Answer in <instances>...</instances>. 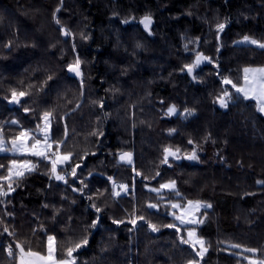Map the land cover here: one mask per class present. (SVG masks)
Instances as JSON below:
<instances>
[{
	"label": "trees",
	"instance_id": "obj_1",
	"mask_svg": "<svg viewBox=\"0 0 264 264\" xmlns=\"http://www.w3.org/2000/svg\"><path fill=\"white\" fill-rule=\"evenodd\" d=\"M145 15L152 17L151 34L138 22ZM0 17V123L16 119L32 128L44 110L54 109L53 139L63 138L67 124L61 151H72L73 161L85 152L96 153L79 161L77 176L88 185L84 195L72 191L70 185L81 187L72 177L68 184L50 179L45 174L50 165L40 161L15 192L0 198V264H18L7 254V245L16 242L43 252L48 234L57 238L58 258L62 244L88 236V246L74 254L77 264H186L199 259L179 241L191 227L208 246L201 264H248L244 257H261L243 248L264 249V183H257L264 181V114L222 78L242 82L244 67L264 66V49L238 43L245 36L264 42V0H63L62 5L60 0H0ZM219 23H226L221 33ZM63 29L74 38L64 36ZM9 41L11 48L4 46ZM198 52L214 63L205 61L190 75L183 66ZM77 55L83 61V88L80 78L67 71ZM49 74L53 79L39 91ZM29 84L36 86L33 95L20 105L4 99L10 88ZM224 88L233 93L227 108L214 102ZM100 100L103 108L93 103ZM76 104L80 107L73 110ZM171 105L179 111L168 116ZM185 109L195 114L185 118ZM4 127L6 137L18 130ZM169 145L181 154L195 149L199 161L170 157L172 167L161 164ZM122 151L132 153L142 176L118 161ZM13 158L39 159L0 153V164L7 166ZM109 176L128 184L131 194L113 197ZM169 180L176 181L181 196L164 191L165 200L158 201L148 187ZM97 190L103 195L98 197ZM169 200H200L213 207L201 212V217L207 212L201 225L175 221L180 233L169 228L154 233L142 221L132 231L128 223H112L127 220L134 208L153 223H171L163 207ZM93 202L103 211L97 214ZM158 202L160 211L146 208ZM54 209L59 214L53 219ZM97 215L100 223L89 229ZM4 226L14 235L3 233Z\"/></svg>",
	"mask_w": 264,
	"mask_h": 264
},
{
	"label": "snow or ice",
	"instance_id": "obj_2",
	"mask_svg": "<svg viewBox=\"0 0 264 264\" xmlns=\"http://www.w3.org/2000/svg\"><path fill=\"white\" fill-rule=\"evenodd\" d=\"M60 3L62 5L63 0H60ZM55 11L59 12L60 8L58 7ZM2 19L3 18L0 17V21H2ZM132 19L135 18L133 17ZM129 22V19L123 20V23L125 24H128ZM138 22L144 26V29L147 30L149 34H151V24L153 23L151 15H145ZM56 23L60 24V20L57 19ZM225 27L226 23H219L217 25V31L223 32ZM62 34L66 37H73V33H71L67 29H63ZM81 38L84 39L87 37H84L83 33H81ZM238 43H248L251 45H256L260 49H264V42L252 39L249 36L243 37V41H238ZM4 46L11 48L12 42L9 41ZM32 47H35V45H32ZM136 47L141 48L142 45L137 43ZM187 48L188 46L186 44L185 49L187 50ZM205 61L210 64L214 63L211 57L205 56L202 52H198L195 55L193 62L185 64L183 67L187 70L188 74L191 75L193 74L194 69H196L201 63ZM82 63L83 61H81L79 55H77L74 61L67 65V71L70 73H74L76 77L80 78L81 88H83L84 84L83 71L81 70ZM242 71V82H234L232 79L225 76L222 78V83L224 85H230L232 89H235V93L239 94L243 99L255 101L257 111L261 114H264V66L244 67ZM192 78L196 79V76L193 75ZM52 79V74L47 75L43 83L39 86V91L42 92L44 88L47 87L48 82ZM22 84L23 82H21V85ZM34 87L36 86L29 84L27 88H10L8 90L9 95H6L4 99L9 104L20 105L23 98L33 95V92L31 90ZM115 91H118V89H116ZM82 94L83 93H81V95ZM232 97L233 93L228 88H224L221 90V94L216 97L214 102L219 103L220 107L222 108H227L229 106V102L232 100ZM93 103L99 104V107L101 108L104 107V103L102 100L94 101ZM79 107L80 105L76 104L73 110ZM23 110L25 112L30 111L28 107H23ZM178 111L179 110L175 105H171L170 107H168L166 115H176ZM194 114L195 113L193 109H185L182 113L185 118ZM54 120V109H48L44 110L40 114L39 122H37V124L32 128H24L20 121L16 119L0 123V153H11L13 157L22 156L39 158L36 162H33L30 159L19 160L13 158L9 161V164L7 166H5L4 164H0V169H5L6 171V174H0V198L7 197L11 195V193L15 192L16 188L21 186V181L26 178V175L37 170L40 161H47V164L50 165L45 173L49 176L50 179H55L56 181H61L64 184H68V177H72L81 186L76 187L70 185L72 191L79 192L81 195H84V189H86L88 185L87 183H85V179L77 176V169L81 167V163L79 161L85 159L89 154L96 155V153L85 152L83 155L78 156L76 161H73L72 158L74 153L72 151H61L67 137V124L65 123L64 125L63 138L53 139L51 129ZM5 124L16 125L18 130L14 135H9L6 137L4 127ZM175 132L176 129L174 128L169 130L170 134H173ZM90 134L103 136L102 132H93ZM188 143L194 144L193 140L191 139L188 140ZM170 157L173 161L180 159L199 161V156L197 155L195 149L190 152H184L183 154H181V149L179 147L173 148L171 145L166 146L163 149L162 160L160 161L161 164H167L169 167H172V164L169 161ZM118 161L132 165L133 171L135 172L136 176L143 175L140 171H137L135 169L131 152H120L118 154ZM65 165H68V167H65ZM159 175L160 173L157 171L155 173V176ZM89 176H91V173H89ZM155 176H144V179H155ZM108 180L111 182L110 194L113 197L118 198L122 194L125 196L131 194L128 184L117 183V181H115L111 176L108 177ZM257 183H264V181H257ZM145 187H148V185H145ZM164 190L173 192L175 196H181V193L176 187L175 180H169L168 182L160 183L158 187H148V191L156 193L158 201L165 200V196L162 194ZM131 191H135L134 184ZM248 194L250 195L251 193ZM102 195L103 193L97 190V196L99 197ZM87 198L89 200L94 199L91 195H89ZM3 202V200H0V203ZM44 207L47 208L49 207V205L45 204ZM90 207L94 208L97 214L103 211V209L97 206L95 202H93ZM160 207L161 204L159 202L146 203V208L154 209L157 212L160 211ZM163 207L167 214L173 217V222L162 225L153 223L151 219L147 218L144 214L137 215L136 209L134 208L133 211L129 213V217L127 220L113 219L112 223L117 225L128 223L131 225L129 231H132L136 228L137 223L142 221L147 225V228L154 233L160 232L161 228L175 229L177 233H180L181 228L175 223V221H179L180 225H201L207 218V212L205 211L202 217L198 216L197 214L200 213L202 209H211L213 205L211 203L202 202L200 200H186L183 203L173 202L169 200L166 204L163 205ZM58 214L59 210L54 209L53 219L55 218V215ZM0 223H3V221H0ZM99 223L100 216L97 215L92 223L88 226V228L94 229ZM2 231L3 233H8L9 236L14 235V233L10 231L7 226H4ZM186 235L187 238H185L183 235L179 236L180 243L189 245V247L195 252V256L199 257V259L192 258L187 260L186 264H201L204 255L208 252V246L206 245L205 240L198 235L196 227L186 228ZM88 244L89 239L87 235L82 236L79 240L76 241L68 240L65 244H62L60 246L61 255L58 258L57 238L55 235L48 234L46 235V241L44 244L45 250L43 252L34 251L30 245L26 250L25 246L22 243L16 242L15 245H7V254L9 257H15L18 261V264H77V260L79 259V257L74 254L79 252L81 248L87 247ZM197 246L199 247L197 248ZM231 247L240 248L241 245L231 244ZM14 248L18 249V253L14 251ZM243 251L253 253L254 256L258 252L262 253L260 258L244 257L246 260H248V264H264V249L245 247L243 248Z\"/></svg>",
	"mask_w": 264,
	"mask_h": 264
},
{
	"label": "rangeland",
	"instance_id": "obj_3",
	"mask_svg": "<svg viewBox=\"0 0 264 264\" xmlns=\"http://www.w3.org/2000/svg\"><path fill=\"white\" fill-rule=\"evenodd\" d=\"M220 33H221V32H220ZM241 41H243V39H242ZM243 44H248V43H243ZM133 163H134V160H133ZM120 183H121V182H120ZM164 191H168V190H164ZM203 210H204V209H202L201 212H202ZM201 212L198 213L197 215H198V216H201ZM178 223H179V221H178ZM198 247H199V246H197V248H198ZM205 255H206V254H205ZM205 255H204V257H205ZM204 257H203V258H204ZM247 261H248V260H247Z\"/></svg>",
	"mask_w": 264,
	"mask_h": 264
},
{
	"label": "water",
	"instance_id": "obj_4",
	"mask_svg": "<svg viewBox=\"0 0 264 264\" xmlns=\"http://www.w3.org/2000/svg\"><path fill=\"white\" fill-rule=\"evenodd\" d=\"M204 64V62L203 63H201L199 66H201V65H203Z\"/></svg>",
	"mask_w": 264,
	"mask_h": 264
},
{
	"label": "crops",
	"instance_id": "obj_5",
	"mask_svg": "<svg viewBox=\"0 0 264 264\" xmlns=\"http://www.w3.org/2000/svg\"><path fill=\"white\" fill-rule=\"evenodd\" d=\"M132 160H133V157H132ZM123 195V194H122Z\"/></svg>",
	"mask_w": 264,
	"mask_h": 264
}]
</instances>
